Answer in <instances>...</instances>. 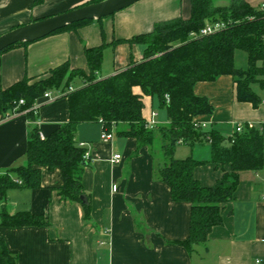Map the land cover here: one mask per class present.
Here are the masks:
<instances>
[{"label":"crops","instance_id":"obj_1","mask_svg":"<svg viewBox=\"0 0 264 264\" xmlns=\"http://www.w3.org/2000/svg\"><path fill=\"white\" fill-rule=\"evenodd\" d=\"M88 1L0 0V34ZM230 1L212 3L224 7ZM244 1L257 7L264 0ZM189 15L190 0H139L75 31H60L13 46L0 52V89L24 77H43L63 63H68L70 69L87 70L84 48L102 43L107 45L97 77L110 76L130 61H140L144 50L140 43L111 45L113 40L128 39L149 32L156 22ZM108 47L112 48V68L103 71ZM82 85L81 78H75L71 89ZM252 88L262 99L257 107L237 101L236 86L229 75L197 83L195 94L206 97L213 107L210 115L200 116L198 121L225 136L231 134L236 123L264 124V88L258 84ZM48 93L49 98L42 96L34 103L32 118L26 113L0 118V170L26 164V145L34 125L42 136H47L68 120L64 94L56 89ZM143 102L142 115L147 120L156 105L160 106L155 97L145 96ZM156 113V126H163L162 122L166 125V113ZM101 134L98 122L77 126L76 141L84 143L89 156L82 185L90 200V223L84 222L80 203L58 199L53 188L60 186L62 179L56 168H42L40 188L16 187L7 191L8 212L30 211L49 222L48 227L0 226V237L17 255V264H254L256 259L264 260V168L239 172L233 198L222 206V223L212 228L204 245H196L188 253L178 241L188 236L190 205L172 201L168 187L154 174L152 156L146 147H138L133 138L117 135L116 128L112 129L110 141H103ZM188 148L180 151V157L210 158L207 143ZM176 152L175 148L174 155ZM115 154L119 155L117 160L113 159ZM225 170L229 171V167ZM221 174L220 168L209 163L193 170L194 178L204 186H213Z\"/></svg>","mask_w":264,"mask_h":264},{"label":"trees","instance_id":"obj_2","mask_svg":"<svg viewBox=\"0 0 264 264\" xmlns=\"http://www.w3.org/2000/svg\"><path fill=\"white\" fill-rule=\"evenodd\" d=\"M98 1L101 0H90L82 5ZM212 1L190 0L188 18L159 21L149 32L113 40L111 45L140 43L144 50L140 61L132 60L110 76L97 77L107 45L102 43L84 48L87 70L70 69L68 63H63L43 77H24L0 89V118L13 111H25L32 118L34 110L31 107L36 100L53 89L64 94L68 105V120L47 136L40 134L37 125L33 126L26 145L25 165L0 170V226H49L41 214L10 213L6 208L9 189L41 187L42 168L60 171L62 184L53 188L58 199L80 203L84 222H91L90 200L82 185L89 156L84 158L87 150L79 146L76 132L81 123L98 122L102 131L112 132L116 128L117 135L135 139L138 147L149 149L161 138L162 162L154 174L168 187L172 201L190 205L189 233L178 244L191 253L194 246L206 243L212 228L222 223V206L232 200L239 172L264 168V124L244 123L241 132L229 136L196 126L198 117L213 112L208 99L195 94L197 83L229 75L236 86L237 101L253 107L262 99L252 86L258 84L264 88V12L244 0H231L224 7L214 6ZM41 2L34 0V3ZM92 21L76 22L52 34L75 31ZM214 21H223L226 27L196 39L189 37L191 32ZM26 44L28 42L17 43L2 51ZM237 50L246 53L245 68L235 66ZM78 77L83 85L73 90L72 82ZM145 96L155 97L160 108H164L166 125L147 127L142 115ZM20 99L23 104L18 103ZM203 143L210 147L208 160H197L191 155L182 159L174 157L177 145L193 147ZM208 163L222 171L213 186H204L193 176L195 167ZM226 166L229 171L225 170ZM82 194L87 197L86 203L80 199ZM0 264H17V255L7 248L2 237Z\"/></svg>","mask_w":264,"mask_h":264},{"label":"water","instance_id":"obj_3","mask_svg":"<svg viewBox=\"0 0 264 264\" xmlns=\"http://www.w3.org/2000/svg\"><path fill=\"white\" fill-rule=\"evenodd\" d=\"M137 1L139 0H101L17 26L0 34V52L17 43H30L44 38L76 22L111 16ZM80 199L83 203L87 201L85 194H82Z\"/></svg>","mask_w":264,"mask_h":264},{"label":"built area","instance_id":"obj_4","mask_svg":"<svg viewBox=\"0 0 264 264\" xmlns=\"http://www.w3.org/2000/svg\"><path fill=\"white\" fill-rule=\"evenodd\" d=\"M257 9L264 12V1L260 2L258 5H257ZM226 27V23L223 22V21H214V22H208L206 23L201 29H199L197 32L193 31L189 34V37L192 38V39H196V38H199V37H203V36H207V35H210V34H214L222 29H224ZM44 97H47L49 98V93L46 92L44 94ZM166 99H167V96H166ZM19 104H23L24 101L23 99H20ZM35 105H33L31 107V109H35ZM21 113H25V111H21V112H16V111H13L9 114L6 115L5 118H8V117H12V116H16L18 114H21ZM157 116V113L155 111H151L150 112V116L149 118L146 120V125L148 128H154L156 127V121H155V118ZM198 125H196L197 127H200L202 129H207V124L204 123V122H198L197 123ZM243 129V124L242 123H236L234 124V127H233V130L231 132L230 135H233L234 133H239L241 132V130ZM101 139L103 141H110L112 139V132H107L105 130L102 131V134H101ZM79 146L81 147H84V143H79ZM84 158H88V153L86 152L84 154ZM119 158V155L118 154H115L113 155V159L114 160H117ZM113 190H116V185H113ZM254 264H264V260L262 259H256Z\"/></svg>","mask_w":264,"mask_h":264},{"label":"rangeland","instance_id":"obj_5","mask_svg":"<svg viewBox=\"0 0 264 264\" xmlns=\"http://www.w3.org/2000/svg\"><path fill=\"white\" fill-rule=\"evenodd\" d=\"M102 19H104V18H102ZM138 47L142 49L141 45H139ZM111 49H112L111 47H108V49H106L105 52H104L105 56H104L103 71H105V70L107 71L110 68H112L113 57L111 56L112 55V50ZM235 66L239 67V68H245L247 66V56H246V53L244 51L237 50L235 52ZM157 111L160 113V115H164L165 114L164 108H159L156 105V111L155 112H157ZM164 124L165 123L162 122V125H164ZM114 137H116V136H114ZM160 140H161V138H157L155 140L154 144L148 149L149 153L152 156V160H153V164H154V170L156 168H158L159 166H161V162H162V153L160 151V145H161ZM188 149L189 148H188L187 145H177L176 146V151L177 152L175 153L174 157L175 158H182V157H180L181 156L180 155V151H182V150L188 151Z\"/></svg>","mask_w":264,"mask_h":264}]
</instances>
